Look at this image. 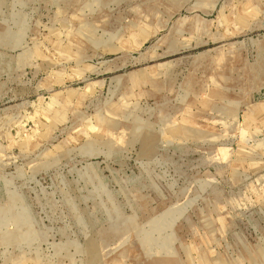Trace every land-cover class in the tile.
I'll use <instances>...</instances> for the list:
<instances>
[{
    "label": "rangeland",
    "instance_id": "1",
    "mask_svg": "<svg viewBox=\"0 0 264 264\" xmlns=\"http://www.w3.org/2000/svg\"><path fill=\"white\" fill-rule=\"evenodd\" d=\"M0 264H264V0H0Z\"/></svg>",
    "mask_w": 264,
    "mask_h": 264
}]
</instances>
